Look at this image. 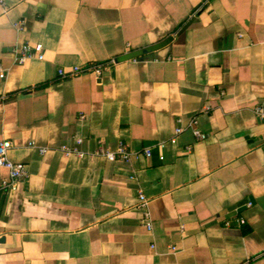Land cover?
<instances>
[{
    "label": "crops",
    "instance_id": "1",
    "mask_svg": "<svg viewBox=\"0 0 264 264\" xmlns=\"http://www.w3.org/2000/svg\"><path fill=\"white\" fill-rule=\"evenodd\" d=\"M5 1L0 142L29 176L0 166V264H264V0Z\"/></svg>",
    "mask_w": 264,
    "mask_h": 264
},
{
    "label": "built area",
    "instance_id": "2",
    "mask_svg": "<svg viewBox=\"0 0 264 264\" xmlns=\"http://www.w3.org/2000/svg\"><path fill=\"white\" fill-rule=\"evenodd\" d=\"M0 5L4 8V10H7L9 8L8 4L5 0H0ZM17 28L21 29L22 26L20 24H16ZM18 57L17 60L20 63H24L28 59H38L42 60L44 59V51H43V45L40 43L32 44L30 42L24 43L19 49H18ZM115 62V59L110 60L108 62H93L88 64L85 67L80 66H73L71 68H60L59 74L62 77H74L81 74L86 73H93L97 76H101L105 70ZM0 77H4V70L0 68ZM208 109H210L208 107ZM255 112L262 118H264V107L263 106H257L255 108ZM196 121L193 122V129L194 134L198 139H205L206 134L201 132L199 129L195 128ZM183 131V128L181 126H178L176 128V134H179ZM263 139H264V133H263ZM172 142H176V137H173ZM78 143L82 142V139L77 140ZM13 142L10 139H4L0 142V166L7 168L9 172V176L7 179H3L2 181V187L3 188H9L10 190H17L19 184L24 181L29 176V171L23 162H14L9 157V151L13 147ZM33 146H35L34 143H32ZM61 149L65 152L66 155H78L83 156L84 151L81 149L71 147L67 144H63L61 146ZM41 153L47 152L46 148H39ZM95 153L102 154L106 156L108 160L115 161V160H122L125 162H129L132 160L133 157H138V153L130 151L126 144L124 142H120L118 145V148L116 150H108L104 147H99ZM144 153L147 157H150L152 155V150L150 148H146L144 150ZM140 206L144 210V217H145V225L147 228L151 229L152 227V221L150 220L149 216V210H148V199L143 194L140 193ZM242 223H244V220H242Z\"/></svg>",
    "mask_w": 264,
    "mask_h": 264
}]
</instances>
